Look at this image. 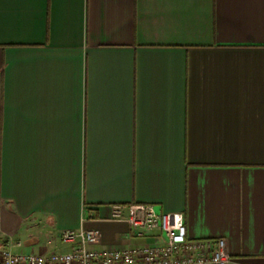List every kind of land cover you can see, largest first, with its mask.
<instances>
[{"label": "crops", "instance_id": "1", "mask_svg": "<svg viewBox=\"0 0 264 264\" xmlns=\"http://www.w3.org/2000/svg\"><path fill=\"white\" fill-rule=\"evenodd\" d=\"M131 204L264 264V0H0V249Z\"/></svg>", "mask_w": 264, "mask_h": 264}, {"label": "built area", "instance_id": "2", "mask_svg": "<svg viewBox=\"0 0 264 264\" xmlns=\"http://www.w3.org/2000/svg\"><path fill=\"white\" fill-rule=\"evenodd\" d=\"M111 219L128 225L127 247L98 249V232L69 230L59 235L60 243L68 246L66 252L15 253L6 247L0 249V264L229 263L226 240L189 239L183 213H163L152 204H131L113 207Z\"/></svg>", "mask_w": 264, "mask_h": 264}, {"label": "rangeland", "instance_id": "3", "mask_svg": "<svg viewBox=\"0 0 264 264\" xmlns=\"http://www.w3.org/2000/svg\"><path fill=\"white\" fill-rule=\"evenodd\" d=\"M61 244V243H60ZM68 250V246L67 245H63L61 244V246L59 248H57L54 252H66ZM51 251H49L50 253ZM17 253H31L28 250L26 252H17ZM34 254H38L37 252H32Z\"/></svg>", "mask_w": 264, "mask_h": 264}]
</instances>
